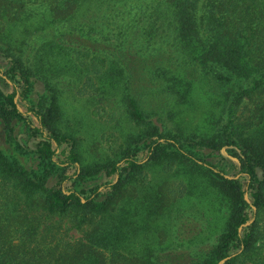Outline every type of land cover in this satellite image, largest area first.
I'll use <instances>...</instances> for the list:
<instances>
[{"label":"trees","instance_id":"1","mask_svg":"<svg viewBox=\"0 0 264 264\" xmlns=\"http://www.w3.org/2000/svg\"><path fill=\"white\" fill-rule=\"evenodd\" d=\"M0 45H40L28 59L0 51L12 84L0 90V264H184L155 236L160 222L177 228L180 197L138 192L152 166L181 172L184 200L208 230L185 264H264V0H0ZM195 70L218 95L195 133L169 128L144 93L157 81L168 117L197 108ZM57 72L131 128L94 164L65 128L58 82L46 77ZM230 152L246 183L207 160ZM100 172L115 180L86 193Z\"/></svg>","mask_w":264,"mask_h":264},{"label":"rangeland","instance_id":"2","mask_svg":"<svg viewBox=\"0 0 264 264\" xmlns=\"http://www.w3.org/2000/svg\"><path fill=\"white\" fill-rule=\"evenodd\" d=\"M39 47L40 45H0V51L3 49H9L16 55L28 59L39 53ZM160 48H162V46H160ZM1 56L2 54H0V71L5 72L8 66ZM168 57L171 59L169 53ZM173 62L174 60L172 59L165 61L169 67H171ZM185 70L188 74L189 69L185 68ZM58 73L59 72L54 74L49 73L46 77L50 78L53 82H58L57 97L63 113L65 128L78 140L81 154L86 163L94 164L100 159L107 157L112 151L116 150L122 142L121 137L123 134L127 133V130L131 131V128L128 124H124V121L121 124H119L120 122H118V124L113 122L110 123L102 108V104L106 103L104 98H94L88 90L82 88L83 85L81 82L76 83L75 85L74 83L70 84V81H76L75 78L68 77V75H62L60 77ZM191 78L195 81L197 108L193 107V109H184V111L181 109L179 111L180 114L176 117H174L173 114L168 117L166 109L157 112L161 99L166 98L165 94L162 93V87L157 86V81L153 82V84L147 89V92L144 93V96L145 99L152 103V107L157 109L154 111L161 117L165 118L164 121L169 128H172L174 124L180 123L183 131L185 129V132L195 133L196 131L193 130L194 127L203 126L202 113L205 111L204 108L207 106L206 103H208L209 97H217L219 91L214 90L215 87L213 86V83L209 82V78L204 76L199 70H195L191 74ZM37 83L38 94H42L43 91L45 92L42 79L37 81ZM0 90L5 93L12 92V84L3 78L1 73ZM255 101L256 98L252 97L249 101L246 100L244 104H248L249 108H253ZM17 104L20 111L30 119L35 126H37L36 120L27 113L24 103L19 98L17 99ZM156 118H158V116H156L154 120ZM25 139H29L27 138V135L25 136ZM38 140L39 139L37 138V141ZM3 147H5V138L2 135L0 128V149ZM61 152L62 149L58 151L57 158L58 160L63 161L64 154ZM207 160L219 170L223 171L228 178H238L246 183V179L242 175L241 169L231 152L221 156L213 155L212 157L207 158ZM150 169L151 172L149 173L148 178L151 181V186L148 189L139 188L140 191L138 192L140 196L166 190L168 192L172 191L175 196L180 197L178 204L179 208L176 214L177 228L175 226V228L172 229L171 223L167 220L164 221V223L160 222L158 224V232L155 236L157 240L162 243V247L158 250L161 254H167L169 252L184 254L185 264L186 259L191 257V255H194L203 242L207 243V237H209L208 230H205L203 228L204 223L198 220L201 219V216L193 215L190 205L184 200L182 187L180 185V181H182L181 172L177 169L163 171L157 166H152ZM67 171V174L71 176L75 173V167L69 166ZM114 180V176L107 177L105 172H100L97 180L84 185V191L86 193H91L96 188H101L100 191L104 193L106 190L102 187L112 183ZM246 201L251 203L249 197L246 198ZM215 221L218 222V225L215 228L214 233L223 228V220L217 218ZM164 225L166 227L162 228Z\"/></svg>","mask_w":264,"mask_h":264}]
</instances>
